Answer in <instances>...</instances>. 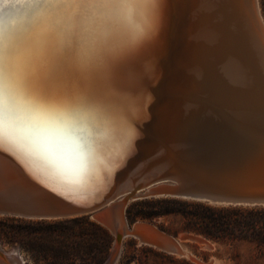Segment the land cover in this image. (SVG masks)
Masks as SVG:
<instances>
[{"label": "bare ground", "instance_id": "obj_1", "mask_svg": "<svg viewBox=\"0 0 264 264\" xmlns=\"http://www.w3.org/2000/svg\"><path fill=\"white\" fill-rule=\"evenodd\" d=\"M94 2L38 0L39 8L59 21L41 39L56 74L69 82L81 76L82 22L91 15L88 5ZM256 2L264 19L260 2ZM155 8L152 39L117 64L106 81L94 84L122 96L130 118L124 146L115 154L102 182L87 195H70L34 178L3 148L0 165L8 169L4 173L12 181L31 186L46 202L64 208H92L116 188L126 195L127 189L148 173L193 170L202 162L195 152L197 146L229 138V125L264 114V88L256 80L254 58L245 42L241 0H160ZM41 27L30 13L12 43L35 46ZM6 28L0 22V34ZM146 65H151V70H146ZM116 201L114 198L105 206L109 209ZM122 202L114 207L120 220L124 216Z\"/></svg>", "mask_w": 264, "mask_h": 264}, {"label": "clouds", "instance_id": "obj_2", "mask_svg": "<svg viewBox=\"0 0 264 264\" xmlns=\"http://www.w3.org/2000/svg\"><path fill=\"white\" fill-rule=\"evenodd\" d=\"M88 7L81 76L69 82L56 74L41 39L59 21L40 9L38 0H0V22L7 26L0 34V146L39 181L76 196L102 182L130 125L123 97L94 84L106 81L155 29L151 0H95ZM30 13L42 24L37 44H13Z\"/></svg>", "mask_w": 264, "mask_h": 264}, {"label": "water", "instance_id": "obj_3", "mask_svg": "<svg viewBox=\"0 0 264 264\" xmlns=\"http://www.w3.org/2000/svg\"><path fill=\"white\" fill-rule=\"evenodd\" d=\"M241 10L245 42L254 58L252 64L257 71L256 80L264 88V19L259 13L256 0H241ZM229 126L228 132L232 138L208 141L194 149L202 162L193 170L148 173L129 187L126 195L122 189L116 188L104 202L92 208L73 205L64 208L56 202H46L37 196L31 186L12 181L11 176L4 173L8 169L0 165V215L26 219H58L96 212L110 200L121 197L124 199L122 206L131 199L149 197H175L217 205H264V114ZM151 223L136 221L129 224L126 233L177 252V245L158 239V233L156 240L144 236L146 230L155 231ZM159 231L161 236L167 234L163 230ZM118 238L122 237L119 235Z\"/></svg>", "mask_w": 264, "mask_h": 264}, {"label": "trees", "instance_id": "obj_4", "mask_svg": "<svg viewBox=\"0 0 264 264\" xmlns=\"http://www.w3.org/2000/svg\"><path fill=\"white\" fill-rule=\"evenodd\" d=\"M129 224L156 222L161 230L181 232L235 245L249 242L264 257V205H217L175 197H149L132 201L126 209ZM169 219L170 223L165 224ZM4 241L19 242L39 262L52 255L54 264H104L110 255L112 235L101 223L82 214L60 219L0 218ZM168 258L174 264H197L186 258Z\"/></svg>", "mask_w": 264, "mask_h": 264}, {"label": "rangeland", "instance_id": "obj_5", "mask_svg": "<svg viewBox=\"0 0 264 264\" xmlns=\"http://www.w3.org/2000/svg\"><path fill=\"white\" fill-rule=\"evenodd\" d=\"M259 2L264 17V0H259ZM121 199L123 200V197L118 198L115 203L108 205L109 209L105 206L99 211L90 213L91 219L106 226L112 235L113 241L110 255L105 262L107 264L110 260V264H174L168 258V255L175 258H186L197 264H264V257H259L256 253L255 246L249 242H239L232 245L215 242L186 232H181L178 236L166 232L167 234L161 236L162 234L158 226L160 220L152 222L151 224L153 225H150L155 231L150 232L146 230L144 236L147 239L156 240L155 237L158 235L160 236L158 239L165 243L174 242L178 247V251L173 252L169 249L159 247L156 244L142 241L139 237L129 232L126 233L129 226V222L126 218V209L128 205L134 201L133 199L127 201L124 205L123 220L118 219L114 207H116V203L122 202ZM107 211H109V213H107ZM105 213H107V215ZM2 217L8 216L0 215V218ZM138 221L140 222V220ZM169 223L170 220L166 219L165 224ZM118 232L122 233L121 239L118 238ZM48 257L49 258L37 262L29 253L19 249V242L10 243L4 241L0 234V264H54L51 259L52 255Z\"/></svg>", "mask_w": 264, "mask_h": 264}, {"label": "snow or ice", "instance_id": "obj_6", "mask_svg": "<svg viewBox=\"0 0 264 264\" xmlns=\"http://www.w3.org/2000/svg\"><path fill=\"white\" fill-rule=\"evenodd\" d=\"M159 2H160V0H151V3L153 4V5H158L159 4ZM156 8H155V16H156ZM154 22H155V20H154ZM146 67V70H151V65H146L145 66ZM130 143H131V141L129 140V145H130ZM4 147H2V146H0V149H3ZM27 170V169H26ZM31 174V173H30ZM34 178H36V177H34ZM37 179V178H36ZM38 180V179H37ZM53 190H55V189H53Z\"/></svg>", "mask_w": 264, "mask_h": 264}]
</instances>
